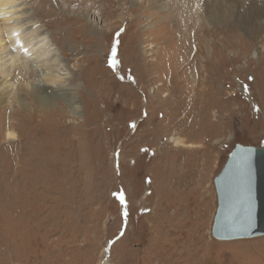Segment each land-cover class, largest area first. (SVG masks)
Segmentation results:
<instances>
[{
    "label": "rangeland",
    "instance_id": "obj_1",
    "mask_svg": "<svg viewBox=\"0 0 264 264\" xmlns=\"http://www.w3.org/2000/svg\"><path fill=\"white\" fill-rule=\"evenodd\" d=\"M228 1L0 10L51 50L0 61V264H264V236L212 234L214 178L236 143L264 146V22L217 21ZM48 65L60 94L32 87Z\"/></svg>",
    "mask_w": 264,
    "mask_h": 264
},
{
    "label": "water",
    "instance_id": "obj_2",
    "mask_svg": "<svg viewBox=\"0 0 264 264\" xmlns=\"http://www.w3.org/2000/svg\"><path fill=\"white\" fill-rule=\"evenodd\" d=\"M214 185L213 236L220 240L264 236V146L236 143Z\"/></svg>",
    "mask_w": 264,
    "mask_h": 264
},
{
    "label": "bare ground",
    "instance_id": "obj_3",
    "mask_svg": "<svg viewBox=\"0 0 264 264\" xmlns=\"http://www.w3.org/2000/svg\"><path fill=\"white\" fill-rule=\"evenodd\" d=\"M214 1L218 2L220 0H214ZM15 2H17V0H0V10H2L7 4H15ZM20 6H21L20 4L19 6L17 4L15 7L13 5V9L9 10L8 15L3 14L0 17V61H2L6 57L5 55H3L5 52L12 54L17 53V55L20 54L21 56H23V58H29L33 55V57H31V60L34 63L45 61L49 59L47 56L49 55V52H51L50 45L47 42L48 40L44 36L45 35L44 32L41 31L40 27H38V24L32 23L33 20L32 21L29 20L30 22H27L28 19L25 18L24 21H20V15L17 14L19 13L18 11L20 10L19 9ZM210 7H211L210 12L214 14L213 17L217 21L225 17L224 16L225 13L228 12L229 14L232 15L234 22L238 24L242 22L246 25H249L250 26L249 28L254 30L260 27V25L264 22V0H229L226 4L215 3V4H211ZM10 16L14 18L11 19ZM25 24H29V26L27 28H24ZM26 36L30 38L28 39L26 38ZM34 40L36 42H33ZM42 64L45 65V63L43 62ZM3 65H5V63ZM20 65L21 67L19 66L20 67L19 72L24 73L25 76H27L28 71L22 70L24 63ZM52 65L50 66L48 65L44 69L40 70V72H38L40 73L38 75L41 76L40 77L41 80L39 79L38 84L32 83V87L37 88L39 92H42V94L48 93V91L51 94H53L55 90L51 91L50 89L53 88L52 84L56 85L54 86L57 89L55 93L58 94L61 93L60 92L61 89L59 87V83L61 84V76L59 74H55L54 71H52L53 70L52 67H54ZM28 66L30 71L34 73L33 72L34 66L33 65H28ZM0 72H1L0 77L8 78L10 76V72L7 68L0 70ZM30 75H34V74H30ZM47 86H51V87H47ZM51 133H54V131H51ZM6 135L7 138L11 140L17 137V135L12 130H8Z\"/></svg>",
    "mask_w": 264,
    "mask_h": 264
}]
</instances>
